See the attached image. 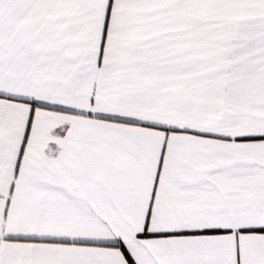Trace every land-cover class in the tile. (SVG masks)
<instances>
[{
	"label": "snow or ice",
	"instance_id": "1",
	"mask_svg": "<svg viewBox=\"0 0 264 264\" xmlns=\"http://www.w3.org/2000/svg\"><path fill=\"white\" fill-rule=\"evenodd\" d=\"M0 264H264V0H0Z\"/></svg>",
	"mask_w": 264,
	"mask_h": 264
}]
</instances>
